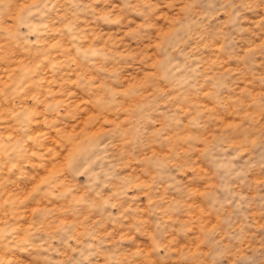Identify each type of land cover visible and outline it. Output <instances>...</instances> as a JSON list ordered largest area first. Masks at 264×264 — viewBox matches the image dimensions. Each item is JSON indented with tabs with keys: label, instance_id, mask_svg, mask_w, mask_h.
I'll list each match as a JSON object with an SVG mask.
<instances>
[{
	"label": "rangeland",
	"instance_id": "374dc122",
	"mask_svg": "<svg viewBox=\"0 0 264 264\" xmlns=\"http://www.w3.org/2000/svg\"><path fill=\"white\" fill-rule=\"evenodd\" d=\"M0 264H264V0H0Z\"/></svg>",
	"mask_w": 264,
	"mask_h": 264
}]
</instances>
